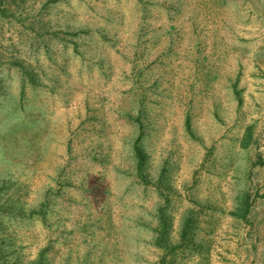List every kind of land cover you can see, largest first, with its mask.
I'll list each match as a JSON object with an SVG mask.
<instances>
[{"label":"rangeland","instance_id":"rangeland-1","mask_svg":"<svg viewBox=\"0 0 264 264\" xmlns=\"http://www.w3.org/2000/svg\"><path fill=\"white\" fill-rule=\"evenodd\" d=\"M0 214V264H264V0H0Z\"/></svg>","mask_w":264,"mask_h":264},{"label":"trees","instance_id":"trees-1","mask_svg":"<svg viewBox=\"0 0 264 264\" xmlns=\"http://www.w3.org/2000/svg\"><path fill=\"white\" fill-rule=\"evenodd\" d=\"M143 137H144V131L141 129L139 136L136 138L135 142L133 143V150H134L135 158L137 160V172L143 179H145L146 178L145 176L146 156H145V152L143 149V143H142ZM248 142L246 139V141L244 142V145L246 146ZM249 200H250L249 195H245L244 197H242L240 200V203L238 204L237 209L233 211V214L237 217L246 219L248 212H249V208H250ZM192 221L193 219H189L188 222L186 223V226L184 227V230L182 233L184 239H188L189 237ZM166 233H167V228L165 227L164 231H162V235L159 238L160 244L161 245L163 244L164 247H167V246L173 247V245H170L169 241H166L165 239V236H167ZM173 248H175V246ZM35 262H36L35 264H45L44 256H40L38 259L35 260Z\"/></svg>","mask_w":264,"mask_h":264}]
</instances>
